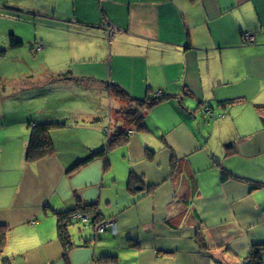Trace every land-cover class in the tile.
I'll list each match as a JSON object with an SVG mask.
<instances>
[{
  "label": "crops",
  "instance_id": "1",
  "mask_svg": "<svg viewBox=\"0 0 264 264\" xmlns=\"http://www.w3.org/2000/svg\"><path fill=\"white\" fill-rule=\"evenodd\" d=\"M26 5L46 47L0 79V264H247L264 244V0ZM113 85L171 97L145 112L149 131L86 161L123 128ZM53 121L54 153L27 162L31 125ZM78 205L95 208L72 217L66 249L56 212ZM98 216L113 225L96 231Z\"/></svg>",
  "mask_w": 264,
  "mask_h": 264
},
{
  "label": "trees",
  "instance_id": "2",
  "mask_svg": "<svg viewBox=\"0 0 264 264\" xmlns=\"http://www.w3.org/2000/svg\"><path fill=\"white\" fill-rule=\"evenodd\" d=\"M9 49H17L24 45V43L18 39H16L15 35H11ZM8 50L2 49L0 50V58H4L7 55ZM4 90L3 86L0 87V95H2V91ZM111 92L117 98H120L123 107L119 109L118 115L124 122L123 128H117L116 131L110 135L109 142L106 148L93 153L86 161H89L95 157L103 156L107 152L121 146L129 141L130 131L135 130H148L145 125V112L148 111L151 107L158 104L159 102L170 98L171 95H160L157 97H148L145 100H136L134 99L128 92L125 91L119 85L111 86ZM237 99H232L228 101V104H232ZM261 107V106H259ZM260 109V108H259ZM264 121V118H262ZM65 124L62 121H53L46 123H35L31 125L30 138L26 149V161L29 163L35 162L41 158L49 156L54 153V144L51 138V130L63 127ZM149 131V130H148ZM153 153L148 150L149 156ZM85 161V162H86ZM223 179H228L231 177V174L224 168H222ZM137 183H139V178L132 172L129 180V186L131 190H134ZM263 184L260 182H252V187L257 188L262 186ZM154 188V187H151ZM90 208H95V206L84 207L82 208L78 205L74 209H70L68 211L56 212L57 220H58V237L63 246L68 249L74 245L72 240V236L69 232V226L72 224V217L77 214L79 211L85 213L86 210ZM88 215V214H87ZM89 217V216H88ZM99 216L95 217L91 221V223L95 226L97 223H100ZM6 235L4 232L0 233V255L5 246ZM264 249V244L255 245L249 254L247 264H262V256L261 252ZM101 260L105 264H118L117 257L113 255L103 256ZM3 264H11L9 259L4 258Z\"/></svg>",
  "mask_w": 264,
  "mask_h": 264
},
{
  "label": "rangeland",
  "instance_id": "3",
  "mask_svg": "<svg viewBox=\"0 0 264 264\" xmlns=\"http://www.w3.org/2000/svg\"><path fill=\"white\" fill-rule=\"evenodd\" d=\"M27 1L0 0V50H8L7 55L0 58V79L5 77L3 75L14 74L12 71L14 67L18 74L22 66L24 68L27 66L25 64L27 61L20 58L22 54H24L22 57H27L30 65L44 62L40 54L46 47L43 39L47 31L41 19L35 18L33 9L28 8ZM11 35H15L16 39L22 41L24 45L17 49H9ZM83 227V225L77 224V230H84Z\"/></svg>",
  "mask_w": 264,
  "mask_h": 264
},
{
  "label": "built area",
  "instance_id": "4",
  "mask_svg": "<svg viewBox=\"0 0 264 264\" xmlns=\"http://www.w3.org/2000/svg\"><path fill=\"white\" fill-rule=\"evenodd\" d=\"M105 28H106V34L108 36H111V34H113V27L112 26H109V24H105L104 25ZM254 38H255V35L252 34V33H246L245 35V41L247 44H252L254 42ZM161 94H155L154 97H157V96H160ZM85 222H88L89 221V218L88 216L87 217H84L83 218ZM113 224L109 223V222H100V223H97L95 225V229L96 231H99V232H103L105 231L108 227L112 226Z\"/></svg>",
  "mask_w": 264,
  "mask_h": 264
}]
</instances>
